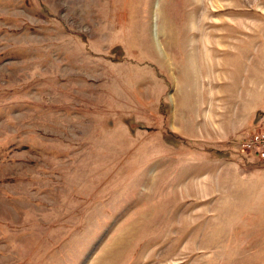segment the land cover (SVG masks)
Returning <instances> with one entry per match:
<instances>
[{
	"label": "rangeland",
	"instance_id": "374dc122",
	"mask_svg": "<svg viewBox=\"0 0 264 264\" xmlns=\"http://www.w3.org/2000/svg\"><path fill=\"white\" fill-rule=\"evenodd\" d=\"M0 264H264V0H0Z\"/></svg>",
	"mask_w": 264,
	"mask_h": 264
},
{
	"label": "built area",
	"instance_id": "2783aa9c",
	"mask_svg": "<svg viewBox=\"0 0 264 264\" xmlns=\"http://www.w3.org/2000/svg\"><path fill=\"white\" fill-rule=\"evenodd\" d=\"M246 155V154H245ZM262 161V160H261Z\"/></svg>",
	"mask_w": 264,
	"mask_h": 264
}]
</instances>
